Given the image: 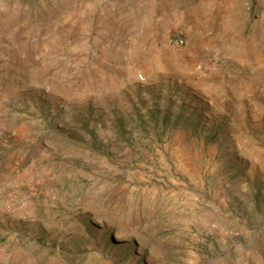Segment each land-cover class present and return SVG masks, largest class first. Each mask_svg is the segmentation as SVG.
<instances>
[{
	"label": "rangeland",
	"instance_id": "374dc122",
	"mask_svg": "<svg viewBox=\"0 0 264 264\" xmlns=\"http://www.w3.org/2000/svg\"><path fill=\"white\" fill-rule=\"evenodd\" d=\"M0 264H264V0H0Z\"/></svg>",
	"mask_w": 264,
	"mask_h": 264
},
{
	"label": "built area",
	"instance_id": "2783aa9c",
	"mask_svg": "<svg viewBox=\"0 0 264 264\" xmlns=\"http://www.w3.org/2000/svg\"><path fill=\"white\" fill-rule=\"evenodd\" d=\"M173 44H174L175 46L179 47V46H181V45L183 44V41H182V40H175V41L173 42Z\"/></svg>",
	"mask_w": 264,
	"mask_h": 264
}]
</instances>
